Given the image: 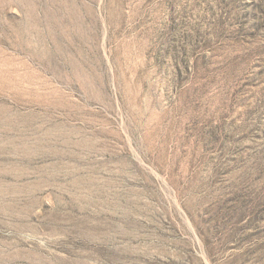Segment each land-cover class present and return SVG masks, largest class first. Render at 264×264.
Wrapping results in <instances>:
<instances>
[{"label":"rangeland","instance_id":"obj_1","mask_svg":"<svg viewBox=\"0 0 264 264\" xmlns=\"http://www.w3.org/2000/svg\"><path fill=\"white\" fill-rule=\"evenodd\" d=\"M0 264H264V0H0Z\"/></svg>","mask_w":264,"mask_h":264}]
</instances>
